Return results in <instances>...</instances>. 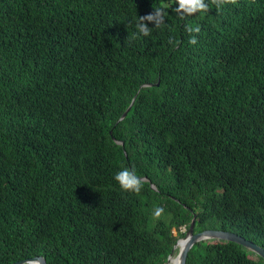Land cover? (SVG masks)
I'll return each instance as SVG.
<instances>
[{"label": "trees", "instance_id": "1", "mask_svg": "<svg viewBox=\"0 0 264 264\" xmlns=\"http://www.w3.org/2000/svg\"><path fill=\"white\" fill-rule=\"evenodd\" d=\"M177 8L0 0V264H165L193 219L264 248V0ZM186 264L264 259L206 239Z\"/></svg>", "mask_w": 264, "mask_h": 264}, {"label": "clouds", "instance_id": "2", "mask_svg": "<svg viewBox=\"0 0 264 264\" xmlns=\"http://www.w3.org/2000/svg\"><path fill=\"white\" fill-rule=\"evenodd\" d=\"M238 0H211L210 4H206L205 0H177L178 8L177 12L181 14H186L187 16H194L197 13H207L210 11L211 6H215L216 10L219 11L223 6L228 4H237ZM162 19L161 9H156L153 13H149L144 16H140V23L138 24L140 32L144 35H149L150 29L148 28V22H155L157 26ZM188 32L195 31L200 32V27H188ZM189 43L195 45L197 43V38L195 36L190 37ZM114 179L119 183L121 189L126 192H134L139 194L145 184V179L138 176L135 168L124 167L118 171ZM164 212L161 207H156L154 209V216L159 218Z\"/></svg>", "mask_w": 264, "mask_h": 264}, {"label": "water", "instance_id": "3", "mask_svg": "<svg viewBox=\"0 0 264 264\" xmlns=\"http://www.w3.org/2000/svg\"><path fill=\"white\" fill-rule=\"evenodd\" d=\"M122 114L121 118L125 116L127 110ZM119 142V141H117ZM154 187V186H153ZM206 239H221L226 241H232L238 243L245 248L251 250L255 254L261 256L264 259V248L255 242H252L243 236L228 230L222 229H205L200 232H194V219L191 221L187 231L184 236L178 238L169 253L166 263L170 264V260L174 255H176L177 264H186V257L190 248L199 241ZM47 264L46 259L43 256H35L31 258H25L15 261L11 264Z\"/></svg>", "mask_w": 264, "mask_h": 264}, {"label": "bare ground", "instance_id": "4", "mask_svg": "<svg viewBox=\"0 0 264 264\" xmlns=\"http://www.w3.org/2000/svg\"><path fill=\"white\" fill-rule=\"evenodd\" d=\"M175 256H176V255H174V256L172 257V259L170 260V264H172L173 260H175L174 264H177V259H176Z\"/></svg>", "mask_w": 264, "mask_h": 264}, {"label": "rangeland", "instance_id": "5", "mask_svg": "<svg viewBox=\"0 0 264 264\" xmlns=\"http://www.w3.org/2000/svg\"><path fill=\"white\" fill-rule=\"evenodd\" d=\"M181 231H184V228L183 227L181 228ZM173 232L176 233V231L174 229H173Z\"/></svg>", "mask_w": 264, "mask_h": 264}]
</instances>
